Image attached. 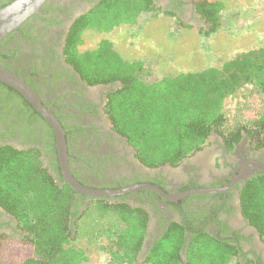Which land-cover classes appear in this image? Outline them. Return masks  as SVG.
I'll return each instance as SVG.
<instances>
[{"label":"trees","instance_id":"16d2710c","mask_svg":"<svg viewBox=\"0 0 264 264\" xmlns=\"http://www.w3.org/2000/svg\"><path fill=\"white\" fill-rule=\"evenodd\" d=\"M11 1H3L0 7ZM192 2L210 24L209 30H214L221 2ZM153 8L152 0H101L78 17L70 28L66 54L81 77L89 84H120L110 89L104 109L112 128L126 138L136 156L150 167L166 163L177 165L201 149L211 133H218L229 146L239 140L242 133L247 134L256 148L264 146V115L252 126L236 127L228 133L220 131L224 122L221 109L227 97L246 84L264 93V46L240 53L220 68L164 76L149 83L138 77L143 63L123 60L108 39L98 41L95 48L79 50L82 29L107 33L116 26L134 23L139 15ZM0 58H3L1 53ZM0 89L11 96L24 113L35 117L47 137V153L56 156L51 127L16 90L2 82ZM39 155L35 147L18 150L10 145L0 146V207L16 218L24 232L21 237L0 233V264L86 262V251L70 243L77 237L79 219L85 222L86 218H82L92 209L102 213L101 217L111 214L115 218L112 227L120 225L111 233L104 248L110 257L108 264H138L139 260L141 264H227L236 254L237 249L227 242L196 229L186 237L185 227L172 223L151 245L149 252L139 256L147 227V211L125 202L93 199L80 213L81 205L76 201L79 202L82 195L61 178L54 179L42 166ZM52 167L59 171L57 160ZM240 209L264 242V174L243 184Z\"/></svg>","mask_w":264,"mask_h":264},{"label":"flooded vegetation","instance_id":"af4514ba","mask_svg":"<svg viewBox=\"0 0 264 264\" xmlns=\"http://www.w3.org/2000/svg\"><path fill=\"white\" fill-rule=\"evenodd\" d=\"M99 1L48 0L38 14L0 45L1 64L29 82L62 124L69 168L74 178L94 189L150 184L166 195L190 189H225L196 192L177 199H166L151 189H137L110 198H91L77 192L83 198L76 204L82 208L90 200L105 199L145 209L148 221L139 256L149 252L170 224L179 223L185 227L186 237L192 229L202 230L212 238L233 245L237 250L229 262L264 264V242L240 209L243 184L264 174V146L256 148L245 133L229 146L222 136L211 133L201 149L175 166L144 164L126 138L112 128L104 110L110 89L120 84H89L66 54L67 38L74 21ZM152 3L154 8L145 13L157 11L162 17L173 19L175 25L189 26L198 20L210 25L197 12L192 0H152ZM90 30L97 31L82 29V42ZM79 50H83L81 45ZM24 111L0 89V146L39 149L42 166L54 179L61 178L64 182L60 168L57 172L52 167L55 160L58 162L57 154L47 153V137L42 126ZM0 233L13 237L24 235L16 218L2 207Z\"/></svg>","mask_w":264,"mask_h":264},{"label":"rangeland","instance_id":"374dc122","mask_svg":"<svg viewBox=\"0 0 264 264\" xmlns=\"http://www.w3.org/2000/svg\"><path fill=\"white\" fill-rule=\"evenodd\" d=\"M217 1L221 2L222 9L212 31L210 25L201 20L180 26L154 11L143 13L134 23L116 26L107 33L87 31L81 49L95 48L99 40L108 39L123 60L143 63V71L138 77L149 83L164 76L220 68L236 55L264 46V0ZM221 112L224 116L222 133L236 127L252 126L264 115V93L258 87L246 84L224 100ZM91 211L82 218H86L85 222L79 219L77 237L70 244L86 251L88 260L82 264H108L110 257L104 248L111 233L120 225L117 223L112 227L115 218L111 214L101 217L102 213Z\"/></svg>","mask_w":264,"mask_h":264},{"label":"water","instance_id":"95a60500","mask_svg":"<svg viewBox=\"0 0 264 264\" xmlns=\"http://www.w3.org/2000/svg\"><path fill=\"white\" fill-rule=\"evenodd\" d=\"M47 1L12 0L5 6L0 7V42L20 28L31 17L38 14ZM0 82L16 90L51 127L55 138L56 154L62 178L76 192H80L91 198H110L129 191H136L137 189H151L157 191L166 199H177L196 192H216L225 189H190L175 195H166L160 189L150 184H134L119 189H94L83 186L74 178L70 171L65 131L52 110L43 104L38 94L23 77L18 76L2 64H0Z\"/></svg>","mask_w":264,"mask_h":264}]
</instances>
